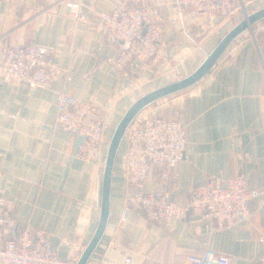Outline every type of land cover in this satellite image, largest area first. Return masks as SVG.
I'll list each match as a JSON object with an SVG mask.
<instances>
[{
	"label": "crops",
	"instance_id": "1",
	"mask_svg": "<svg viewBox=\"0 0 264 264\" xmlns=\"http://www.w3.org/2000/svg\"><path fill=\"white\" fill-rule=\"evenodd\" d=\"M228 16L199 12L180 0H0V67L11 43L54 49L55 66L44 87L0 77V195L14 202L16 225L48 231L62 259L75 262L98 222L106 148L127 109L142 94L189 75L220 39L264 0H231ZM81 4V17L67 3ZM147 6L162 17L154 61L134 59L124 69L112 62L124 45L98 26V15L117 5ZM60 93L92 101L104 116L105 139L91 162L74 156L75 139L55 122ZM176 118L185 130L183 158L174 166L150 167L141 190L165 192L179 205L189 189L210 177L224 185L242 173L251 192L252 214L231 224L187 214L149 220L126 205L135 186L126 180L123 136L111 175L109 216L86 264H190L206 250L229 264H258L264 233V19L239 34L196 83L145 107Z\"/></svg>",
	"mask_w": 264,
	"mask_h": 264
},
{
	"label": "built area",
	"instance_id": "2",
	"mask_svg": "<svg viewBox=\"0 0 264 264\" xmlns=\"http://www.w3.org/2000/svg\"><path fill=\"white\" fill-rule=\"evenodd\" d=\"M184 5L199 12H217L228 16L235 9L231 0H180ZM80 3H67L69 12L80 18ZM162 17L158 10L147 6L117 5L111 11L98 15V26L115 40L124 44L112 62L124 69L134 59L154 61L157 58L156 41L161 31ZM53 48L33 43H11L2 52L0 77L7 82L25 83L29 87H44L55 66ZM138 116V115H137ZM136 116V117H137ZM135 117V118H136ZM134 118V119H135ZM133 119V120H134ZM55 122L59 129L72 138L83 137L74 156L82 161H94L105 139L104 116L101 108L92 101L60 93L56 103ZM133 122V121H132ZM128 183L135 186L127 195L126 205L149 220L159 221L171 217L195 214L217 225L250 218L251 192L244 174L235 173L224 185L210 177L202 184L192 186L187 202L179 205L168 199L165 192L144 193L141 190L147 171L153 165L174 166L184 156L186 137L181 123L174 117L149 113L142 122L130 124L125 132ZM14 202L0 195V264H75L73 259H62L41 227H24L9 236L16 225L13 214ZM261 251L256 263L264 264V233L259 234ZM190 264H229V257L206 250L201 255L189 254ZM130 262L125 257V264ZM96 264H112L102 261Z\"/></svg>",
	"mask_w": 264,
	"mask_h": 264
},
{
	"label": "water",
	"instance_id": "3",
	"mask_svg": "<svg viewBox=\"0 0 264 264\" xmlns=\"http://www.w3.org/2000/svg\"><path fill=\"white\" fill-rule=\"evenodd\" d=\"M262 19H264V6L251 13H247L243 17V19L236 23L220 39V41L216 44L212 51L206 55L203 61L189 75L142 94L127 107V109L117 122L108 142L101 180L98 222L89 242L81 252L75 264H86L102 237L109 216L111 175L114 160L120 142L133 119L145 107H147L154 101L177 93L199 81L211 69V67L219 59V57L222 55L228 45L233 41V39H235L243 31L250 29L255 23ZM82 139V136H76L74 153L76 152Z\"/></svg>",
	"mask_w": 264,
	"mask_h": 264
},
{
	"label": "trees",
	"instance_id": "4",
	"mask_svg": "<svg viewBox=\"0 0 264 264\" xmlns=\"http://www.w3.org/2000/svg\"><path fill=\"white\" fill-rule=\"evenodd\" d=\"M161 116H163V115H161ZM163 117H166V116H163ZM154 166V165H153Z\"/></svg>",
	"mask_w": 264,
	"mask_h": 264
},
{
	"label": "rangeland",
	"instance_id": "5",
	"mask_svg": "<svg viewBox=\"0 0 264 264\" xmlns=\"http://www.w3.org/2000/svg\"><path fill=\"white\" fill-rule=\"evenodd\" d=\"M109 141V140H108ZM108 145V144H107ZM106 150H107V148H106Z\"/></svg>",
	"mask_w": 264,
	"mask_h": 264
}]
</instances>
